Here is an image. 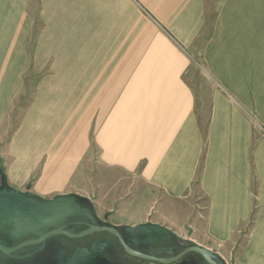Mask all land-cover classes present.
Returning <instances> with one entry per match:
<instances>
[{"label":"rangeland","instance_id":"374dc122","mask_svg":"<svg viewBox=\"0 0 264 264\" xmlns=\"http://www.w3.org/2000/svg\"><path fill=\"white\" fill-rule=\"evenodd\" d=\"M7 1L0 0V190L13 188L21 194L29 193L45 200L51 198L48 194L45 196L47 191L52 192L50 196L66 192L79 198L92 210L98 207L103 212L107 211L108 215L118 217L124 209L121 204L124 195L112 188L123 179L126 182L138 177V166H142L140 162L135 167L124 166L122 169L120 162L111 161L121 156L118 151L120 146H117L118 153L113 149L114 153L111 154L109 145L113 134L121 135V129H118L121 120L123 125L128 121L130 134L136 129L142 132L148 125L158 129L176 127L172 129L176 133L177 129L180 133L183 127H189L192 149L197 156L193 158L194 193H201L200 179L206 168L215 162L208 161L209 155L214 148L223 150L220 147L223 144L225 149L230 146L235 149L232 151V163L242 169V175L245 174L249 180V214L242 220L232 239L215 242L211 252L220 264H256L246 260V255L257 233L264 227V199L261 198L264 192V97H257L252 91L255 88L264 89V80L257 76V67H253L257 58L247 54L264 51V0H128L130 48L134 44L139 45L142 51L138 50V56L142 63L157 64L163 59L171 68L182 65L177 76L187 92L181 103L185 108L180 114L183 115V123L179 125L175 121L170 124L169 115L151 119L150 112L157 101L150 99L141 104L142 110L146 109L144 118L135 116L137 104L133 99L136 92L142 97L147 94L157 99L153 96L155 92L152 86L135 81L119 88L109 86L106 88L110 94L106 101L108 103L96 107L91 104L92 110L87 115L84 113L87 126L81 139L82 145L73 151L61 149L56 152L60 162L66 163L68 168L59 179H51L55 184L60 182V188H52L55 185L52 184L46 190L41 189L39 180L49 160L47 150L40 148L33 152V158L38 160L28 177L19 182L10 180L7 168L18 158V154H22L14 148V142L20 139L28 113L41 97L44 81L56 75L50 71L54 58L47 54L41 60L36 55L37 43L48 29L47 5L44 0H12L11 6L2 4ZM72 2L73 5H84L86 2L91 12L94 8L96 18L105 21V17H97L102 11L105 12L104 0ZM241 9L249 11V15H239ZM253 11H256L255 15H252ZM56 90L55 87L52 89ZM122 95L125 99L121 105ZM103 106L106 109L104 116L101 114ZM154 111H157V104ZM107 123L111 125L105 126ZM217 127L224 132L219 139ZM104 196L107 198L104 199ZM96 199L98 206L94 202ZM203 201H206V197ZM82 214L72 215L83 218ZM92 223L97 222L93 219ZM60 224L61 219H56L41 227L55 230ZM34 232L28 235L36 236ZM184 235V239L179 235L176 239L188 246L201 245V235L190 231ZM169 252L176 253L177 248L173 247ZM187 257L199 259L194 253ZM187 257L180 263H184Z\"/></svg>","mask_w":264,"mask_h":264},{"label":"crops","instance_id":"0c3cea01","mask_svg":"<svg viewBox=\"0 0 264 264\" xmlns=\"http://www.w3.org/2000/svg\"><path fill=\"white\" fill-rule=\"evenodd\" d=\"M44 1L47 5L45 12L48 29L37 43L36 55L41 60L47 54L53 57L55 62L50 71L56 75L44 81L41 97L29 111L20 139L14 142V148L22 154H18V158L8 165L7 173L13 182L23 180L38 160L33 158V152L36 153L40 148L47 150L49 160L39 180L41 189L46 190L49 185L55 184L51 179H59L68 168L66 163L60 162L56 152L61 149L73 151L82 145L81 139L87 126L85 114L92 110V105H103L109 99L110 94L106 88L112 85L124 87L133 81L152 86L155 92L153 96L157 99L147 94L142 97V94L136 92V98L133 99L137 104L135 116L144 118L146 109L142 110L141 104L149 99L156 100L157 111L153 112L156 104L149 111L151 119L157 120L169 115V123L177 121L179 125L183 123V115L180 114L185 108L181 103L187 92L177 76L182 65L171 68L163 59L157 64L142 63L138 56V50H141L139 45L134 44L130 48L128 0H104L105 12L102 11L97 17H105V21L98 20L94 8L91 12L86 2L84 5H73L72 0ZM10 2L14 1L8 0L2 4L11 6ZM241 10L239 15H249V11ZM255 14L256 11H253L252 15ZM247 55L257 58L253 67H257V76L264 80V51H254ZM54 87L56 91H52ZM252 92L257 97H264L262 88H255ZM120 99L119 104L122 105L124 95ZM104 107L102 116L106 114ZM109 124L105 126L109 127ZM175 128L158 129L148 125L142 132L136 129V132L130 134L128 121L123 125L121 120L118 128L121 129V135L113 134L109 144L111 151L115 149V152L117 146H120L118 151L121 156L111 161L120 162L122 169L124 166L135 167L140 162L142 166H138V177L127 179L126 182L123 179L112 188L124 195L121 199L124 207L121 216H110L98 207L93 210L92 216L101 223L116 227L148 223L160 225L175 236H182V239L186 232L197 233V236L201 235L200 246L212 251L215 242L230 241L242 220L249 214V180L245 174L242 175L243 170L232 163V151L235 149H231V146L225 149L223 144L220 146L223 150L214 148L209 155L208 161L215 162L206 168L200 179L201 193H194L193 158L197 156L192 149L191 129L183 127L180 133L178 129L176 133V130H172ZM217 132L218 139L224 136L221 128L217 127ZM114 145L116 147L113 148ZM60 186L61 183L56 182L52 188L58 189ZM51 193L45 192V196L48 194L51 197L48 200L69 195L60 192L50 196ZM261 198L264 199V192ZM94 202L98 206V200ZM92 216L83 214L82 218L72 215L61 221L60 225L68 226L73 221L92 222ZM250 246L246 260L264 264V227Z\"/></svg>","mask_w":264,"mask_h":264},{"label":"water","instance_id":"95a60500","mask_svg":"<svg viewBox=\"0 0 264 264\" xmlns=\"http://www.w3.org/2000/svg\"><path fill=\"white\" fill-rule=\"evenodd\" d=\"M73 213H86L92 216L93 210L91 207L88 208V206L84 205L79 198L70 195H61L55 197L53 200H45L33 194H21L18 190L13 188L5 187L1 189L0 253L11 257L14 256V253L20 252L22 254L19 258L27 259L32 258L37 253L36 249L33 248H31L32 251L30 253H25L26 251H29V247L39 245L51 236L64 235L71 239H81L94 233L106 232L115 236L119 240L126 253L143 260L158 262L161 264H173L183 256L194 253L200 256L207 264H220L211 251L193 244L179 254L168 258H159L132 249L128 245V242L133 246H161L167 248L169 244H173V242L177 240L176 236L171 231L152 223L134 227H116L101 223L92 216L97 223L78 234H73L63 229L47 231L50 229H43L41 227L44 223L48 225L56 219H61V221H63L65 217L72 216ZM33 231H35L34 234H36V238L25 240L18 245L12 244L17 240H24L33 237L28 235ZM168 242L170 243L167 244ZM100 253H105L104 246L96 244H93L90 248L77 249L76 251L68 253L63 250L59 256L60 260L57 264H99L100 262H104V258ZM0 264H8V262L0 256ZM24 264L46 263L29 259L28 262ZM49 264L56 263L51 262Z\"/></svg>","mask_w":264,"mask_h":264},{"label":"flooded vegetation","instance_id":"af4514ba","mask_svg":"<svg viewBox=\"0 0 264 264\" xmlns=\"http://www.w3.org/2000/svg\"><path fill=\"white\" fill-rule=\"evenodd\" d=\"M91 226H93V223L90 221L89 222L88 221H73L68 226L59 225L55 229H63L70 233L78 234L90 228ZM69 228H72V229H69ZM34 238L36 237L33 236V237L26 238L24 240H17L12 244L18 245L25 240L34 239ZM98 240L99 241L103 240V241L100 243H97L96 241ZM169 243L170 242H168L167 244ZM93 244L104 246L105 253L102 254V257L104 258V262H100L99 264H161L158 262L143 260V259L136 258V257L129 255L128 253L125 252L119 240L111 234H106V235L105 234H100V235L92 234V235L86 236L81 239H71L64 235H55V237H50L39 245L29 247V251H26L25 253H30L32 251L31 248L36 249L37 251V253L32 258H27V259L19 258V256H21L22 254L20 252L14 253V256H11V257L5 256L1 253H0V256H2V258L5 261H7L8 264H24L28 262L29 259H34L35 261H42V262H45L46 264H49L51 262H54L57 264L60 260L59 256L63 250H65L66 253H68V252L76 251L77 249L90 248ZM128 245L134 250H137L145 254L153 255L159 258L172 257L174 255L179 254L187 247H189L185 243H182L181 241H178V240H175L173 244L172 243L169 244L167 248H164L161 246H157V247L142 246V245L133 246L129 242H128ZM173 247L177 248L176 253L169 252L171 249H173ZM187 256L188 254L183 256L180 260H178L177 262L173 264H207L204 260H202L200 256H199V259L196 257L188 258ZM186 257H187V260H185L184 263H180L182 262L183 259H186Z\"/></svg>","mask_w":264,"mask_h":264},{"label":"bare ground","instance_id":"6f19581e","mask_svg":"<svg viewBox=\"0 0 264 264\" xmlns=\"http://www.w3.org/2000/svg\"><path fill=\"white\" fill-rule=\"evenodd\" d=\"M17 9V8H16ZM6 11V10H5ZM8 12V11H7ZM13 17H14V15H12ZM22 17V16H21ZM23 19V18H22ZM15 20H17V19H15ZM23 21V20H22ZM19 22V21H18ZM18 24V23H17ZM24 26V25H23ZM18 27V26H17ZM4 29V28H3ZM6 29V28H5ZM17 29V28H16ZM20 29H21V27H20ZM3 31V30H2ZM4 32V31H3ZM14 47H16V46H14ZM5 51V50H4ZM11 52V51H10ZM15 52V51H14ZM15 54H16V52H15ZM18 54V53H17ZM5 57V56H4ZM9 59H11V58H9ZM8 60V59H7ZM73 63V62H72ZM19 64V63H18ZM17 64V65H18ZM7 66H5V68H6ZM3 71V70H2ZM4 76V75H3ZM13 76V75H12ZM2 80V79H1ZM6 84V83H5ZM9 89V88H8ZM10 92H11V90H10Z\"/></svg>","mask_w":264,"mask_h":264}]
</instances>
